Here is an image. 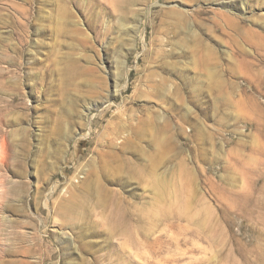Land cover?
<instances>
[{
	"label": "rangeland",
	"instance_id": "1",
	"mask_svg": "<svg viewBox=\"0 0 264 264\" xmlns=\"http://www.w3.org/2000/svg\"><path fill=\"white\" fill-rule=\"evenodd\" d=\"M0 219L4 264H264V0H0Z\"/></svg>",
	"mask_w": 264,
	"mask_h": 264
},
{
	"label": "bare ground",
	"instance_id": "2",
	"mask_svg": "<svg viewBox=\"0 0 264 264\" xmlns=\"http://www.w3.org/2000/svg\"><path fill=\"white\" fill-rule=\"evenodd\" d=\"M0 225H1V219H0ZM15 236H17V235H15ZM19 236H20V235H19ZM21 236H22V235H21ZM20 239H21V238H20ZM43 247H46V246H45V243H44L43 240H40V241H37V242H36V244H35L33 250H34L35 252H42V251H43ZM44 249H45V248H44ZM0 250H1V249H0ZM28 252H31V250H29ZM0 264H4V262H1V256H0ZM20 264H32V262L25 260V261H21Z\"/></svg>",
	"mask_w": 264,
	"mask_h": 264
}]
</instances>
